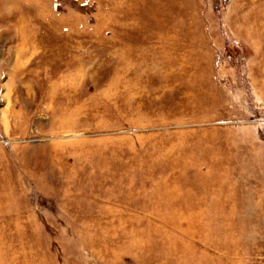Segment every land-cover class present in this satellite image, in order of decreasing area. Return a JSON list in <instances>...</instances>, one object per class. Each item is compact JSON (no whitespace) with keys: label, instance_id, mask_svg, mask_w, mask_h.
I'll return each mask as SVG.
<instances>
[{"label":"rangeland","instance_id":"obj_1","mask_svg":"<svg viewBox=\"0 0 264 264\" xmlns=\"http://www.w3.org/2000/svg\"><path fill=\"white\" fill-rule=\"evenodd\" d=\"M131 2L0 0V264H264V0Z\"/></svg>","mask_w":264,"mask_h":264},{"label":"bare ground","instance_id":"obj_2","mask_svg":"<svg viewBox=\"0 0 264 264\" xmlns=\"http://www.w3.org/2000/svg\"><path fill=\"white\" fill-rule=\"evenodd\" d=\"M126 1H127V0H126ZM130 1L133 2L134 0H130ZM151 1H152V0H151ZM156 1H157V2H163V1H165L166 3L168 2V4H169V3H173L175 0H156ZM178 1H179V0H178ZM132 2H131V3H132ZM135 2H136V1H135ZM131 3H130V4H131ZM137 3H138V1H137ZM139 3H140V2H139ZM139 3H138V5H139ZM142 3H143V2H142ZM145 3H146V2H145ZM140 4H141V3H140ZM151 4H152V3H151ZM151 4H150V6H151ZM135 5H136V3H135ZM143 5H145V4H143ZM136 6H137V5H136ZM136 6H135V8H136ZM146 6H147V5H146ZM159 6H162V5L160 4ZM159 6H158V7H159ZM128 8H129V7H128ZM128 8H127V9H128ZM132 9H133V8H132ZM159 9H160V7H159ZM123 10H124V9H123ZM136 10H138V9H136ZM156 10L158 11L157 8H156ZM114 11H115V10H114ZM119 11H120V10H119ZM126 11H127V10H126ZM176 11H177V10H176ZM131 12H132V11H131ZM132 13H135V12H132ZM154 13H155V12H154ZM158 13H159V12H158ZM174 13H175V12H174ZM128 14H129V13H128ZM125 15H126V13H125ZM156 15H157V14H156ZM126 16L128 17V15H126ZM110 17H111V16H110ZM136 17H137V16H136ZM184 20H185V19H184ZM134 24H135V23H134ZM142 24H143V22H142ZM168 24H169V23H168ZM56 26H57V25H56ZM180 28H181V27H180ZM167 29H168V28H167ZM133 30H134V28H133ZM168 30H169V29H168ZM180 30H181V29H180ZM144 34H145V33H144ZM162 34H163V33H162ZM132 36H133V35H132ZM145 37H146V36H145ZM172 37H173V36H172ZM177 37H178V36H177ZM179 37H180V36H179ZM175 39H176V38H175ZM179 39H180V38H179ZM176 40H177V39H176ZM149 41H150V40H149ZM172 42H173V41H172ZM177 42H179V41H177ZM179 43H180V42H179ZM179 43H178V44H179ZM155 45H156V44H155ZM169 45H170V44H169ZM173 45H174V44H173ZM168 47H169V46H168ZM166 48H167V46H166ZM169 49H170V48H169ZM170 50H171V49H170ZM160 51H161V50H160ZM164 52H165V51H164ZM162 53H163V52H162ZM172 53H173V51H172ZM175 53H178V52H175ZM169 55H170V53H169ZM177 57H178V56H177ZM180 58H181V57H180ZM176 59H177V58H176ZM178 60H179V59H178ZM180 62H181V61H180ZM181 63H182V62H181ZM180 67H182V66H180ZM180 69H181V68H180ZM199 136H200V135H199ZM204 136H205V135H204ZM207 136H208V135H207ZM196 137H197V136H196ZM200 137H201V136H200ZM208 137H209V136H208ZM202 138H203V137H202ZM197 141H198V140H197ZM204 150H205V149H204ZM187 151H188V150H187ZM187 151H186V152H187ZM186 152H185V153H186ZM215 152H216V151H215ZM223 152H224V151H223ZM223 152H222V153H223ZM185 153H184V154H185ZM201 153H202V152H201ZM189 154H190V153H189ZM202 155H203V154H202ZM204 155H205V154H204ZM189 156H190V155H189ZM225 156H226V155H225ZM227 156H228V155H227ZM168 157H169V154H168ZM178 157H179V156H178ZM187 157H188V156H187ZM221 157H222V156H221ZM184 158H185V157H184ZM191 158H192V152H191ZM188 159H189V158H188ZM207 159H208V158H207ZM179 162H180V160H179ZM185 163H186V162H185ZM208 167H209V166H208ZM208 167H207V168H208ZM215 167H216V166H215ZM217 168H219V167H217ZM221 169H223V168H221ZM205 174H207V173H205ZM221 174H222V173H221ZM202 176H203V175H202ZM202 179H203V177H202ZM202 179H201V180H202ZM193 187H194V186H193ZM7 193H8V192H7ZM180 212H181V211H180ZM180 212H179V214H180ZM175 213H176V212H175ZM179 214H178V215H179ZM163 215H164V214H163ZM163 215H162V216H163ZM167 215H168V214H167ZM184 215H185V214H184ZM179 216H180V215H179ZM163 217H164V216H163ZM169 218H171V217H169ZM169 218H168V219H169ZM172 218H173V217H172ZM176 218H177V217H176ZM176 218H175V219H176ZM181 218H182V216H181ZM154 219H155V218H154ZM196 219H197V218H195V221H196ZM155 220H156V219H155ZM155 220H154V221H155ZM157 220H158V219H157ZM173 220H174V219H173ZM173 220H172V221H173ZM177 220H178V218H177ZM154 221H153V223H154V225H156L157 223L155 224ZM166 221H167V220H166ZM180 221H181V220H180ZM156 222H158V221H156ZM167 222H168V221H167ZM169 222H170V221H169ZM160 223H161V222H160ZM160 223H159V224H160ZM162 223H163V222H162ZM173 223L175 224V222H173ZM165 224H166V223H165ZM178 224H179V223H178ZM154 225H153V226H154ZM169 225H170V224H169ZM153 226H152V229H153ZM163 226H164V225H163ZM172 226H173V225H172ZM194 227H195V226H194ZM150 228H151V227H150ZM163 228H165V227H163ZM173 228H174V227H173ZM178 228H179V227H178ZM160 229H162V228H159L158 232L160 231ZM223 229H224V228H223ZM148 230H149V229H148ZM153 230H154V229H153ZM153 230H152V231H153ZM162 230H165V229H162ZM175 230H178V229H175ZM180 230H181V229H180ZM180 230H179V231H180ZM19 231H20V230H19ZM19 231H18V232H19ZM186 231H187V230H186ZM148 232H149V231H148ZM161 232H163V231H161ZM183 232H184V231H183ZM129 233H130V232H129ZM221 233H222V232H221ZM20 234H21V233H20ZM165 234H166V233H165ZM169 234H170V233H169ZM177 234H178V233H177ZM182 234H183V233H182ZM130 235H132V234H130ZM130 235H127V236H130ZM157 235H158V234H157ZM157 235H156V236H157ZM170 235H171V234H170ZM172 235H173V234H172ZM178 235H179V234H178ZM127 236H126V237H127ZM144 237H145V236H144ZM144 237H143V238H144ZM173 237H174V235H173ZM177 237H179V236H177ZM184 237H185V236H184ZM168 238H169V237H168ZM180 238L183 239V237H180ZM123 239H124V237H123ZM130 239H132V238H130ZM130 239H129V240H130ZM165 239H166V238H165ZM171 239H172V238H171ZM107 240H108V239H107ZM120 240H121V239H120ZM132 240H133V239H132ZM167 240H168V239H166V241H167ZM173 240H174V239H173ZM183 240H184V239H183ZM124 241H125V240H124ZM130 241H131V240H130ZM135 241H136V240H135ZM144 241H146V240H144ZM174 241H175V240H174ZM178 241H179V240H178ZM178 241H177V242H178ZM185 241L187 242V240H185ZM170 242H171V241H170ZM95 243L98 244V242H95ZM95 243H94V244H95ZM99 243H100V242H99ZM145 243L147 244V242H145ZM92 244H93V243H92ZM108 244H109V243H108ZM176 244H177V243H176ZM176 244H175V246H177ZM188 244H190V243H188ZM192 244H193V243H192ZM103 245H104V244H103ZM106 245H107V243H106ZM180 245H181V244H180ZM190 245H191V244H190ZM127 246H128V245H127ZM135 246H136V243H135ZM139 246H140V245H139ZM162 246H163V245H162ZM181 246H182V245H181ZM96 247H98V246H96ZM99 247H100V246H99ZM104 247H106V246H104ZM104 247H103V249H104ZM163 247H164V246H163ZM187 247H188V246H187ZM187 247H185V248H187ZM193 247H194V246H193ZM91 248H92V247H91ZM101 248H102V247H101ZM108 248H109V247H108ZM131 248H132V247H131ZM139 248H140V247H139ZM175 248H176V247H175ZM180 248H181V247H180ZM189 248H190V247H189ZM189 248H187V249H189ZM191 248H192V247H191ZM191 248H190V250H192ZM109 249H110V248H109ZM172 249H173V248H172ZM91 250H92V249H91ZM95 250H96V249H95ZM95 250H94V252L98 251V250H96V251H95ZM107 250H108V249H107ZM130 250H131V249H130ZM177 250L179 251V248H178V247H177ZM180 250H181V249H180ZM182 250H183V249H182ZM103 251H104V250H103ZM108 251H109V250H108ZM116 251H117V249H116ZM139 251H140V250H139ZM139 251H137V252H139ZM178 251H175V252L177 253ZM195 251H196V250H195ZM94 252H93V253H94ZM137 252H136V253H137ZM183 252H184V251H183ZM187 252H188V251H187ZM187 252H186L185 256L188 255ZM111 253H112V252H111ZM139 253H140V252H139ZM191 253H193V252H191ZM97 254H98V253H97ZM97 254H96V255H97ZM114 254H115V253H114ZM195 254H197V252H196ZM181 255H183L182 252H181ZM137 256H138V255H137ZM137 256H136V257H137ZM192 256H193V254H192ZM197 256H198V255H197ZM112 257H113V254H112ZM138 257H139V256H138ZM176 257H177V256H176ZM99 258H100V257H99ZM189 258H190V257H189ZM193 258H194V257H193Z\"/></svg>","mask_w":264,"mask_h":264}]
</instances>
